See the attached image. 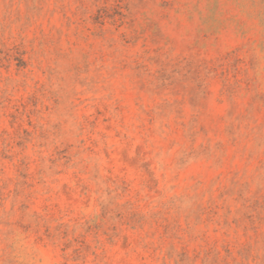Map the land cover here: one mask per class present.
I'll return each mask as SVG.
<instances>
[{
	"label": "rangeland",
	"instance_id": "obj_1",
	"mask_svg": "<svg viewBox=\"0 0 264 264\" xmlns=\"http://www.w3.org/2000/svg\"><path fill=\"white\" fill-rule=\"evenodd\" d=\"M0 264H264V0H0Z\"/></svg>",
	"mask_w": 264,
	"mask_h": 264
}]
</instances>
